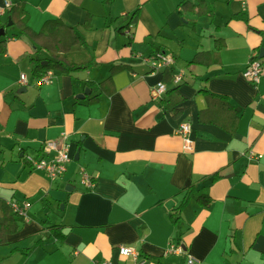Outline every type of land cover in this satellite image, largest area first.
<instances>
[{
  "label": "crops",
  "instance_id": "crops-1",
  "mask_svg": "<svg viewBox=\"0 0 264 264\" xmlns=\"http://www.w3.org/2000/svg\"><path fill=\"white\" fill-rule=\"evenodd\" d=\"M6 1L23 4L34 32L49 21L71 28L82 45L72 59L86 68L53 70V83L37 86L36 64L57 47L17 27L0 38V264H188L164 256L178 241L200 264H264V71L258 86L242 75L264 49V0ZM156 52L175 58L179 85L145 64ZM160 82L177 102L152 101ZM204 91L240 116L233 132ZM62 135L71 162L50 180L24 156ZM13 202L29 204L27 218L7 221ZM122 246L138 261L120 256Z\"/></svg>",
  "mask_w": 264,
  "mask_h": 264
},
{
  "label": "built area",
  "instance_id": "built-area-1",
  "mask_svg": "<svg viewBox=\"0 0 264 264\" xmlns=\"http://www.w3.org/2000/svg\"><path fill=\"white\" fill-rule=\"evenodd\" d=\"M12 4L8 1L4 2L0 6V23L1 17L4 13L11 9ZM145 64L148 66L151 72H162L173 67L175 58L165 52H156L150 56L143 57ZM264 71V64L262 59L259 58V53H254L248 62L245 70L243 71V77L252 85L258 86L261 82L262 74ZM55 72L53 70H47L36 81L37 86H44L53 83ZM183 81V75H175L173 84L179 85ZM29 80L26 74L20 75V84L28 85ZM168 87L165 83L160 82L151 92L152 101L160 102L164 95L167 93ZM178 134L182 137L184 143V150L190 151L192 149L191 140V126L189 123H183L177 130ZM25 163L30 166L31 169L42 171L50 180H56L62 178L67 172V166L71 162L69 155V147L67 144V136L62 135L60 138L52 141H46L42 144L40 151L37 155L24 156ZM82 184L87 189H93L95 183L85 176L82 180ZM11 209L14 213L22 218H27V212L29 210V204L24 203H11ZM119 255L126 258H131L135 262L139 259V253L136 249L122 246L118 249ZM169 255H183L186 256L188 264H200L195 258H193L185 249L177 243H171L165 250L164 256ZM94 264H113L111 261L96 262Z\"/></svg>",
  "mask_w": 264,
  "mask_h": 264
},
{
  "label": "trees",
  "instance_id": "trees-1",
  "mask_svg": "<svg viewBox=\"0 0 264 264\" xmlns=\"http://www.w3.org/2000/svg\"><path fill=\"white\" fill-rule=\"evenodd\" d=\"M188 4L189 3L186 1L182 3L183 6H187ZM9 10L13 25L9 27L8 23H5L0 26V28L5 29L6 33L12 27H17L24 34L30 37L35 43L41 45L42 47H45L47 50L54 45L57 47L55 50H49L51 55L53 56V59H50L47 65H42L41 63L36 64V67L34 69L35 75L37 73H40V75H42L47 70H55L59 71L61 74L68 75L86 68L85 64H79L72 59L73 55L82 52V45L80 44L79 38L73 33L71 28L65 26V24L59 21H49L44 25L42 30H40L39 32H34L28 27L29 18L26 11L24 10L23 4H18L14 7H11V9ZM136 15L137 12H135L133 19H135ZM4 37H6V35ZM0 44H2V51H5V46L3 47L4 42H1ZM198 57L199 55L195 60H197ZM170 69L164 71V81H168L171 84L173 83L175 75H173ZM204 92L209 100V104L214 105L217 108L219 114L223 116V112L227 113L226 116L221 118V122H226L229 131L233 132L238 125L240 116L232 108L226 98L209 93L207 91ZM167 94L169 96V103L173 100L174 97H176V100L174 102H177L179 100L177 99L176 88H171L167 91ZM198 202L200 203V205L208 207L211 204V198L209 197V195L202 194L198 196ZM182 207H179L174 212V214L170 216L172 222L177 223L179 221V213L181 212ZM6 219L7 221L18 222L23 218L12 212ZM177 244L181 245V242L178 241Z\"/></svg>",
  "mask_w": 264,
  "mask_h": 264
},
{
  "label": "water",
  "instance_id": "water-1",
  "mask_svg": "<svg viewBox=\"0 0 264 264\" xmlns=\"http://www.w3.org/2000/svg\"><path fill=\"white\" fill-rule=\"evenodd\" d=\"M9 25H11V23H9ZM5 35H6L5 29L0 28V38H1V37H4ZM259 58H260V59L264 58V49H261L260 54H259ZM46 64H47V63H46ZM88 94H90V90H86L84 94L79 95L78 97H80V98L83 99V98H85L86 95H88ZM78 155H79V154H77V156H76L77 159H78Z\"/></svg>",
  "mask_w": 264,
  "mask_h": 264
}]
</instances>
